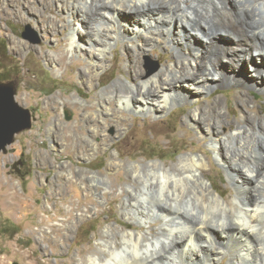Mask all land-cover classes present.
Listing matches in <instances>:
<instances>
[{
	"label": "bare ground",
	"instance_id": "obj_1",
	"mask_svg": "<svg viewBox=\"0 0 264 264\" xmlns=\"http://www.w3.org/2000/svg\"><path fill=\"white\" fill-rule=\"evenodd\" d=\"M21 1L30 2L4 0L6 4H20ZM33 2L44 10L54 5L62 17L61 25L48 18V24L39 30L68 28L65 43L61 45H65V50L59 55L47 54L48 65L59 71L66 56L79 55L85 65L78 74L82 84L90 89L105 67V57L112 44L131 40L132 46L123 45V61L130 81L117 80L110 87L99 90L92 100L65 98L83 110L81 118L87 132L81 135L88 143L83 156L92 155L106 143L110 126L114 135L119 133L126 120L124 111L158 117L173 105L197 103L219 83L228 80L238 83L233 71L239 68L243 58H251L252 53H257L260 61V64L250 62L252 70L264 73V0ZM34 12L39 14L38 9ZM78 28H84L85 34L78 33ZM222 34L226 39L222 40ZM161 42L174 50L173 61L156 71H145L142 68L144 56ZM227 69L231 74L228 75ZM250 88L264 90V82H253ZM44 100L46 107L56 108L63 99L60 95H52ZM219 107L218 101L213 106L198 105L186 121L202 138L208 139L209 151L225 167L233 185V196L221 198L205 181L208 165L203 155L185 154L175 164L167 166L158 161L125 162L114 153L106 173L125 168L129 179L141 187L137 192L132 183L126 185L127 195L134 196L135 201L131 204L125 199L124 206L141 202L147 210L146 214H138L140 211L132 214L130 220H137L148 230L153 219L159 217L162 221L160 234L149 236L148 231L121 229L123 246L120 250L114 248L103 263L95 257L89 264H216L213 259L218 256L227 257V264H264V114L256 112L246 116L242 113L240 121L234 125ZM59 116L57 113L54 120ZM109 120L112 125L108 124ZM206 120L211 121V127L207 124L205 128ZM56 124L53 121L48 128L53 137ZM224 125H227L226 132L222 130ZM98 177L99 174L92 175L93 180ZM152 191L154 197L150 196ZM5 195L10 199L9 205L13 204L16 193L11 191ZM110 232L108 228L103 235H110ZM163 241V250L159 253ZM200 242L216 245V252L208 247L197 251ZM102 244L105 243L101 241ZM150 248L154 251L150 252ZM128 249L131 251L129 257Z\"/></svg>",
	"mask_w": 264,
	"mask_h": 264
},
{
	"label": "rangeland",
	"instance_id": "obj_2",
	"mask_svg": "<svg viewBox=\"0 0 264 264\" xmlns=\"http://www.w3.org/2000/svg\"><path fill=\"white\" fill-rule=\"evenodd\" d=\"M35 8L39 14L34 12ZM48 18L57 25L62 24V17L54 5L44 10L33 0L20 4H6L0 0V83L13 86L15 101L32 116L31 127L17 133L6 152H0V264H89L95 257L103 263L114 248L120 250L123 246L121 229L159 235L162 223L159 217L153 219L148 230L137 220H130L132 214L138 211L140 215L146 214L147 210L141 202L124 206L125 199L131 204L135 201L134 196L127 195L126 185L132 183L137 192L141 187L129 179L125 168L106 173L114 153L125 162L158 161L167 166L175 164L185 154L203 155L208 165L205 181L221 198L233 196V185L225 167L209 151L208 139L190 127L186 118L198 105L213 106L215 101L220 103V111L234 125L240 121L242 113L246 116L256 112L264 114V90L250 88L253 82H264V73H255L250 64H260L257 53H252L251 58L246 57L247 60L243 58L239 68L233 71L240 83L230 80L219 83L197 103L173 105L158 117L124 111L126 120L119 133L114 135L110 126L106 143L87 157L83 156L88 144L82 137L87 132L81 118L83 110L65 98L92 100L99 90L110 87L117 80L130 81L123 61V45L132 46L131 40L112 44L105 57V67L90 89L82 84L78 74L85 65L79 55L66 56L59 71L48 65L46 55L61 54L65 50V45H61L68 34L67 27L47 29L46 32L39 30L48 24ZM25 27L30 28L37 43L22 36ZM78 30L81 35L85 34L84 28ZM221 38L226 39V35L222 34ZM173 53L171 47L161 42L149 49L142 68L147 72L156 71L173 61ZM226 71L231 74L230 69ZM52 95H60L63 99L56 108L45 104L44 98ZM57 113L60 116L54 120ZM53 121L57 123L54 137L48 132ZM205 123V128L207 124L211 127L210 120ZM108 124L112 125L110 120ZM65 126L70 128L69 131ZM226 126L222 128L225 132ZM98 174V180H93L92 175ZM11 191L16 195H13V204L9 205L10 199L5 193ZM150 196L154 197L155 193L152 191ZM215 223L218 224L217 219ZM108 228L112 233L104 236ZM101 241L105 244L101 245ZM164 242L159 246V253ZM197 245V251L208 247L214 253L217 249L216 245L207 242ZM130 254L128 249L127 257ZM213 260L216 264L228 262L223 256Z\"/></svg>",
	"mask_w": 264,
	"mask_h": 264
},
{
	"label": "water",
	"instance_id": "obj_3",
	"mask_svg": "<svg viewBox=\"0 0 264 264\" xmlns=\"http://www.w3.org/2000/svg\"><path fill=\"white\" fill-rule=\"evenodd\" d=\"M22 36L37 43L29 27H25ZM155 66L154 69H156ZM14 88L11 84L0 83V152H6L7 146L11 145L14 136L32 124V116L28 109L21 107L15 101Z\"/></svg>",
	"mask_w": 264,
	"mask_h": 264
},
{
	"label": "trees",
	"instance_id": "obj_4",
	"mask_svg": "<svg viewBox=\"0 0 264 264\" xmlns=\"http://www.w3.org/2000/svg\"><path fill=\"white\" fill-rule=\"evenodd\" d=\"M4 55H5V53H4ZM4 55H3V56H4Z\"/></svg>",
	"mask_w": 264,
	"mask_h": 264
}]
</instances>
